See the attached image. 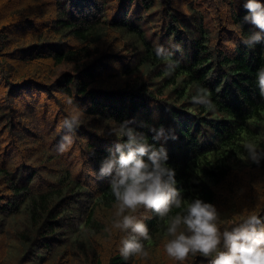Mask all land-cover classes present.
I'll list each match as a JSON object with an SVG mask.
<instances>
[{"label":"trees","instance_id":"1","mask_svg":"<svg viewBox=\"0 0 264 264\" xmlns=\"http://www.w3.org/2000/svg\"><path fill=\"white\" fill-rule=\"evenodd\" d=\"M244 2L0 0V264H175L169 219L150 211L148 258L119 255L124 233L100 167L124 121L167 149L185 203L216 205L228 227L248 207L264 215V159L242 158L248 143L264 149V42L243 43L259 31ZM200 88L214 109L192 101ZM69 100L85 112L74 133ZM161 126L175 139L154 140Z\"/></svg>","mask_w":264,"mask_h":264},{"label":"clouds","instance_id":"2","mask_svg":"<svg viewBox=\"0 0 264 264\" xmlns=\"http://www.w3.org/2000/svg\"><path fill=\"white\" fill-rule=\"evenodd\" d=\"M244 8L248 10L244 20L259 31L248 33L242 41L254 48L264 42V0H245ZM155 51L158 57L169 55L162 47ZM168 67L172 69L173 65ZM255 81L264 97V66L257 70ZM191 99L206 109H214L206 89H198ZM68 104L72 109L64 126L74 133L85 112L72 100ZM131 123L124 121L111 128L117 142L100 167V176L111 177L109 187L116 201L112 226L124 233L118 244L123 260L148 258L145 241H150L152 235L146 221L152 216L144 213L150 211L161 220L169 219L166 231L170 238L164 243V252L175 264H184L189 256L197 254L210 258L209 264H264V215L249 209L228 227L224 226V215L216 205L199 198L185 203L177 187L175 169L167 163V149L149 143ZM152 131L156 141L175 139L163 126ZM64 140L70 143L71 137L66 135ZM242 158L259 164L264 159V149L248 143L244 145ZM173 209L181 211L171 215Z\"/></svg>","mask_w":264,"mask_h":264},{"label":"rangeland","instance_id":"3","mask_svg":"<svg viewBox=\"0 0 264 264\" xmlns=\"http://www.w3.org/2000/svg\"><path fill=\"white\" fill-rule=\"evenodd\" d=\"M24 34H26L25 32H22L20 35H24ZM17 35V34H16ZM26 96L27 95H24V98L26 99ZM24 98H23V96H19L18 97V103H19V105H22L23 103H25V101H24ZM70 145V144H69ZM69 147V146H68ZM17 151V150H16ZM80 166H81V164H80ZM81 170H82V173H81V176L84 178V176L86 175V167L85 166H81ZM244 183H246L247 181H243ZM259 199H260V202L262 203V202H264V192L263 191H259L257 194H256V201H259ZM247 204H249V201H247ZM249 209H250V207H248ZM142 211V210H141ZM145 215H147L146 213H144ZM109 222H110V220H109ZM113 230H114V232L116 231V229H114L113 228ZM119 235V236H121V234L119 233V231L117 230V233H116V235ZM115 235V236H116ZM1 249H2V247H1ZM3 256H4V254H3Z\"/></svg>","mask_w":264,"mask_h":264}]
</instances>
